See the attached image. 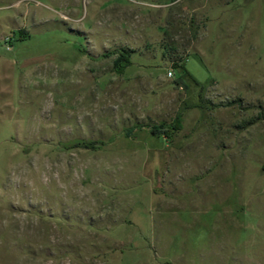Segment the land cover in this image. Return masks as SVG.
Returning <instances> with one entry per match:
<instances>
[{
  "label": "rangeland",
  "instance_id": "1",
  "mask_svg": "<svg viewBox=\"0 0 264 264\" xmlns=\"http://www.w3.org/2000/svg\"><path fill=\"white\" fill-rule=\"evenodd\" d=\"M0 264H264V0H0Z\"/></svg>",
  "mask_w": 264,
  "mask_h": 264
},
{
  "label": "trees",
  "instance_id": "2",
  "mask_svg": "<svg viewBox=\"0 0 264 264\" xmlns=\"http://www.w3.org/2000/svg\"><path fill=\"white\" fill-rule=\"evenodd\" d=\"M20 34H22L20 32ZM131 65V55H130V52L129 51H126V50H123L120 52L119 54V58L117 59V62H115V66L118 70H121L125 67H128ZM158 132H155V133H158L160 135H166V132H164L163 129H159V130H156Z\"/></svg>",
  "mask_w": 264,
  "mask_h": 264
}]
</instances>
